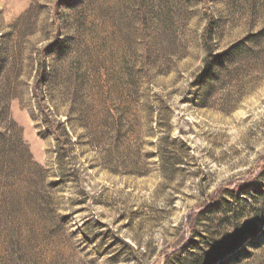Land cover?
<instances>
[{"label":"rangeland","instance_id":"1","mask_svg":"<svg viewBox=\"0 0 264 264\" xmlns=\"http://www.w3.org/2000/svg\"><path fill=\"white\" fill-rule=\"evenodd\" d=\"M0 264H264V0H0Z\"/></svg>","mask_w":264,"mask_h":264}]
</instances>
